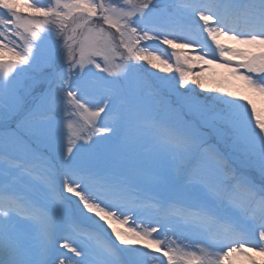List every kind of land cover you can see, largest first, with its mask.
Segmentation results:
<instances>
[{"label":"snow or ice","instance_id":"snow-or-ice-1","mask_svg":"<svg viewBox=\"0 0 264 264\" xmlns=\"http://www.w3.org/2000/svg\"><path fill=\"white\" fill-rule=\"evenodd\" d=\"M257 100L264 0H0V264H264Z\"/></svg>","mask_w":264,"mask_h":264},{"label":"rangeland","instance_id":"rangeland-1","mask_svg":"<svg viewBox=\"0 0 264 264\" xmlns=\"http://www.w3.org/2000/svg\"><path fill=\"white\" fill-rule=\"evenodd\" d=\"M257 107L258 109L264 108V104H261L259 100H257ZM257 181L259 180V177H256ZM148 264H159L158 261H149Z\"/></svg>","mask_w":264,"mask_h":264}]
</instances>
